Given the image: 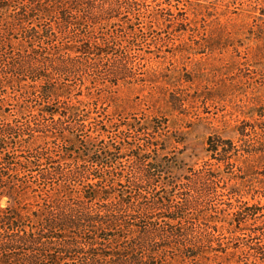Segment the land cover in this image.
Segmentation results:
<instances>
[{
	"label": "rangeland",
	"instance_id": "rangeland-1",
	"mask_svg": "<svg viewBox=\"0 0 264 264\" xmlns=\"http://www.w3.org/2000/svg\"><path fill=\"white\" fill-rule=\"evenodd\" d=\"M26 3L28 0H0V22L15 26L14 31H6L10 41L7 51L11 46L24 51L39 47L36 38L24 37V33H31L32 26L40 33L47 27L57 34L62 30L51 15L33 12L31 18H22L21 13L33 7V3ZM65 32L66 36L78 32L90 34L97 41L108 40L113 50L107 57L111 59L94 54L93 60L67 62L63 73L49 71L54 90L48 98L35 97L42 81L30 80L24 68L29 64L22 66L20 76L0 66V127L25 119L42 125L50 123L47 110L74 109L90 121L87 129L101 125L106 130L103 138L89 143L93 150L108 144L118 147L115 141L122 136L127 122L152 121L165 138L160 140L165 149L159 151V157L165 163L167 179L181 186L188 177V167L202 164L217 176V201L222 203L216 205L225 210L215 212L213 219L224 232L223 241L230 240L225 237L229 235L226 228L230 227L233 206L243 202L258 206L254 221L247 220L243 233H236L238 239L228 241L238 244L242 251L232 261L224 260L227 264H252L255 254H259L245 245L255 243L249 233L258 234L264 244V234L260 235L264 233V1L137 0L131 5L114 4L96 22L81 20L77 28L66 27ZM76 43L79 42L68 40L66 46ZM64 51L73 54L71 50ZM114 57L118 61H112ZM58 116L57 112L53 114V118ZM41 129H26V140L21 142L8 135L5 148L9 151L5 156L19 161L36 158V151L43 154L65 146L77 149L76 143L62 145L57 133L49 130L52 128ZM213 133L240 148L232 165L217 162L206 151V138ZM172 136L180 142H174ZM126 158L119 155L116 166L128 177L133 170ZM36 167H30L32 170H26L19 179L36 181L32 176ZM4 172L6 182L17 185L13 171ZM115 189L119 193L130 190V186L125 183ZM6 199H0L1 205ZM255 261L264 264L260 259Z\"/></svg>",
	"mask_w": 264,
	"mask_h": 264
},
{
	"label": "trees",
	"instance_id": "trees-1",
	"mask_svg": "<svg viewBox=\"0 0 264 264\" xmlns=\"http://www.w3.org/2000/svg\"><path fill=\"white\" fill-rule=\"evenodd\" d=\"M135 1L28 0L33 7L21 13L22 18H31L33 12L51 15L62 30L57 34L47 27L40 33L32 26L31 33H24V37L36 38L40 46L27 51L11 46L7 51L10 41L6 31H14L15 26L0 22V66L20 76L22 66L29 64L24 68L30 80L42 81L35 97L48 98L54 90L49 71L63 73L69 61L93 60L94 54L111 59L107 57L113 50L108 40L97 41L90 34L78 32L66 36L65 28L74 30L81 20L96 22L112 5H131ZM68 40L79 43L66 46ZM114 60L118 61L115 57ZM64 110H47L50 123L39 125L25 119L0 127V199L7 197L4 205L0 203V264H227L224 260L238 257V251H242L239 245L228 241L238 239L236 233H243L247 220L254 221L258 206L243 202L229 207L233 217L225 238L230 240L223 241L224 232L213 217L215 212L225 209L217 208L216 204L222 203L217 201L218 178L208 167H188V177L180 186L165 175V163L159 157V151L165 149L160 140L165 138L152 121L127 122L120 129L122 136L115 141L118 147L108 144L92 150L89 143L105 134L104 127L87 129L90 121H85L83 115L74 109ZM55 112L59 116L53 118ZM29 128H52L49 130L57 133L62 145L76 143L77 149L65 146L43 154L36 151V158L10 161L5 156L9 151L5 148L6 138L10 135L16 142L24 141ZM129 131L137 135L126 134ZM171 138L180 142L178 137ZM79 140L84 143L78 144ZM205 143L210 157L227 165H232L240 150L232 140L216 133L209 134ZM243 150L251 153L249 149ZM122 154L133 170L128 177L116 166ZM35 165L36 173L32 176L36 181L19 179ZM8 169L16 176L17 185L6 182L4 170ZM125 183L130 190L116 192L115 187ZM263 234L262 231L260 235ZM249 238L255 239V243H245L246 247L259 254H255L252 264H256L255 259L264 261L261 237L251 232Z\"/></svg>",
	"mask_w": 264,
	"mask_h": 264
}]
</instances>
